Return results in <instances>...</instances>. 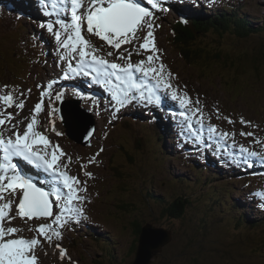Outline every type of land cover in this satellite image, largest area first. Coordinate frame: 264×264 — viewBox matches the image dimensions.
<instances>
[{
	"label": "rangeland",
	"instance_id": "374dc122",
	"mask_svg": "<svg viewBox=\"0 0 264 264\" xmlns=\"http://www.w3.org/2000/svg\"><path fill=\"white\" fill-rule=\"evenodd\" d=\"M5 1L21 15L20 20L24 25L23 28L17 29L16 22L7 23L4 17H0V95L11 91L18 96L23 92L24 96L19 98L25 100V108L7 109L14 117L10 123L6 120L5 125L0 126V132L4 129L12 130L11 124H19L20 118L25 128L33 114L32 109L41 99V92L50 91L51 96L44 97L45 111L38 116V130L43 131L53 145H60L66 154L61 160L68 164L67 170L86 182L87 187V191L81 192V195L86 197L85 201L81 202L84 218L78 223L69 221L62 229V239L54 237L49 243L39 237L41 246L36 250L39 264H96V261L104 260L108 256L101 248V245L107 242L113 243L116 246L113 249L118 251L117 256L122 257L124 251L128 250L127 247L131 249V244L134 243V222L144 226L151 222L157 227H170L173 234L171 242L163 248V252L151 258V264H243L246 261L259 264L248 255L240 254L246 253V249L247 253L249 252L248 248H242L241 245L256 242L261 236L259 232H262V228L240 227L234 224L233 220L239 219L241 215V210L235 207V203L234 207L230 208L231 211L226 210L228 214L224 213L222 208L219 209L218 202L210 207L208 201L216 198L218 193L210 192L209 184L202 176L216 173L224 179L223 173H226V189L234 190L236 186H240L244 192L245 184L240 172L251 170L254 174L255 168L264 169L263 155L260 154L262 158L258 155L249 157L247 153L239 152L237 147L243 145L255 153L264 151V77H253L251 81L246 78V81H241L240 84L229 85L234 79L231 70L207 64L204 67H191L199 65L204 53L198 54L189 68L181 50L185 42L177 41V37L179 32L195 29L200 21H207L223 8L224 1L226 6L235 4L236 9L240 7V12L251 20L247 26L255 24L261 28L258 33H252L253 30L244 27L253 37L239 40L241 48H250L252 53L256 52L254 50L264 48V0H168V3L163 5L167 11L155 13V41L163 63L173 73L171 82L179 88V95L187 92L193 102L199 97V107L203 110L206 129L203 128L204 124L202 126L199 123V114L191 115V108L188 109L189 118L186 123L185 118L179 115L185 109L178 100L171 99V90H158L163 95L162 106L133 102L116 111L117 105L109 89L96 83L90 76L69 72L67 66L72 60L65 57L71 54H68L66 49L58 50L60 43L46 28L41 27V24L46 22V16L48 20L55 22L64 17L63 13L70 14V10L66 11L63 3L53 7L51 0H47V5L41 0ZM143 5L150 7L147 0H143ZM49 6L52 8L49 9ZM224 10L226 11V8ZM0 15L2 16L1 11ZM9 17L13 20V17ZM184 19L187 23L181 22ZM56 29L59 30L58 25ZM83 29H86V21ZM146 31L145 28L138 32L140 39L132 44L122 45L120 50H115L99 38L92 37L93 43L99 48L96 55L122 65L128 62L136 64L151 54L139 47ZM229 36L230 34H224L221 39L231 40ZM214 37L219 36H203L193 42L192 46L210 45ZM30 38L31 43L37 40L40 58L32 51L29 52L30 48H33L27 41ZM124 50L125 59L118 58L116 53ZM108 52H113V55L108 56ZM128 52L132 53L130 61L127 59ZM76 62L79 63V60ZM63 65H66L67 69L62 68ZM85 65L90 66V62L87 61ZM85 71L95 75V65L89 69L85 67ZM215 71L222 74L221 77L216 78ZM66 72L67 76L64 75ZM139 75L137 73V76ZM147 79L151 81V78ZM52 81L55 83L49 90L47 85ZM247 82L250 83L245 84ZM4 85L9 87L5 89ZM28 89H31L30 93ZM58 92L60 99L56 98ZM53 102L58 103V107L54 108L62 110L68 118V123L71 124L69 129L59 116L55 119L52 114ZM2 107L0 102V108ZM241 117L251 123H242ZM229 118L233 123L228 122ZM209 125H216L221 132L235 133V136H229L227 142L214 135L209 139ZM18 129L23 131L21 126ZM89 130L94 131L90 134ZM57 132L63 134L57 135ZM241 132H251L255 135L241 136ZM206 143L211 147H206ZM101 148L103 151H100ZM0 154L3 155L2 149ZM81 165L86 167L81 168ZM25 172L38 174L32 169ZM85 172L93 173V177L86 176ZM251 179L254 184L249 185L247 194L251 193V188L254 187H261V193H264V179L259 176H251ZM44 180L45 177L40 180L42 184ZM115 181L121 183L122 187L119 188ZM256 182L258 185H255ZM210 184L214 186L213 183ZM151 193L160 195L164 201L153 200V196L150 198ZM181 197L188 198L186 200L190 202L185 217L173 219L166 215L165 207H169V204ZM10 198L13 197H5L4 201L7 202ZM245 211L243 210V213ZM252 211L248 209L249 213L243 215L254 222L256 217ZM17 212L18 208L14 203L10 214L16 216ZM11 221L6 223L5 227L22 228L23 231L17 236L31 239L37 234L28 229H35L40 223H50L51 218L29 220L27 217L22 219L16 216ZM202 221L207 223L201 225ZM93 228L100 236L91 234ZM79 234L91 235L94 238H77ZM78 239L80 240L77 241ZM57 244L60 245L59 248L56 247ZM246 246L251 247L250 244ZM62 250H67L64 259L60 257ZM260 253L264 254V248ZM131 256L134 258L129 259V255L125 263H134L136 254ZM261 264H264V255Z\"/></svg>",
	"mask_w": 264,
	"mask_h": 264
},
{
	"label": "snow or ice",
	"instance_id": "6c2138e0",
	"mask_svg": "<svg viewBox=\"0 0 264 264\" xmlns=\"http://www.w3.org/2000/svg\"><path fill=\"white\" fill-rule=\"evenodd\" d=\"M41 2L47 5V0H41ZM51 3L53 7L63 3L66 11L70 10V14L55 22L48 20L46 16V22L42 23L41 27L53 34L54 39L69 54L79 56V66L73 67L69 61V71L76 75L90 76L96 83L103 84L109 89L117 105L116 111L133 102L162 106L163 95L158 90H171V99L178 100L185 109L179 115L185 118L186 123L189 118L188 109L191 108V115L199 114V123L203 126L204 117L203 110L199 107V97L193 102L187 92L183 95L178 94L179 88L171 82L173 73L163 63L160 49L155 41V13L167 11L163 5L168 3V0H147V5L150 7L144 6L143 0H51ZM85 21L86 29L82 30ZM182 22L187 23V20ZM56 25L59 30L56 29ZM145 28L146 35L143 36V42L139 47L151 53L146 56V59H141L136 64L128 62L122 65L96 55L99 48L93 43L92 37H97L115 50H120L122 45L132 44L140 39L138 32ZM125 51H118L116 53L118 58L125 59ZM107 55L112 56L113 52H108ZM131 55V52L127 53L129 61ZM89 60L95 65V75L85 71V63ZM137 73L140 75L137 76ZM67 74V72L64 73L65 76ZM147 78H151L154 83H149ZM54 83L55 81L49 83L47 88L50 90ZM3 87L7 89L9 86ZM27 91L30 93L31 89ZM23 96V92L17 96L11 91L0 95V102L3 105L0 108V126L5 125L6 120L10 123L14 117V114L7 109L25 108V100L19 98ZM50 96V91L41 92V99L32 109L30 122L26 124L23 131L18 129L17 124H12L11 136L5 137L3 132H0V149L3 151V157L0 160V201L5 197L14 198L0 203V264H39L36 255L37 248L41 246L39 237H43L49 243L54 237L62 239V229L69 221L78 223L84 218L81 202L85 201L86 197L81 195V192L87 191L86 182L81 181L77 175L70 174L67 170L68 164L61 160L66 154L60 145L58 143L53 145L48 136L38 130L40 127L38 116L45 111L44 97ZM56 98H61L59 93ZM56 111L54 107L51 110L52 114ZM217 115L219 116V109H217ZM65 119L61 115V120L65 121ZM228 122L233 123L230 118ZM241 122L251 123L244 121L242 117ZM52 124L55 130L54 121ZM189 127H191L190 124ZM93 131L89 130L90 134ZM208 132L211 134L209 139L214 135L225 142L229 136L233 138L235 136V133L219 131L216 125H209ZM62 134L57 132V135ZM240 135L254 137L255 134L241 132ZM206 147L211 145L206 143ZM237 147L239 152L247 153L249 157L260 155L249 151L243 145ZM100 151H103V148ZM68 160L70 162L71 158L69 157ZM21 162L36 171L38 175L34 178L33 175L25 172L24 167L20 166ZM85 167L86 165H81V168ZM39 175H44L47 182L42 184ZM85 175L93 177L91 172H85ZM14 203L18 208L16 216L22 219L27 217L29 220L51 218V222L40 223L35 229L29 228V231L36 232L37 235L34 238L17 236L23 231L22 228L5 227L6 223L16 218L10 215ZM258 206L264 209V202L259 203ZM56 247L59 248L60 245L57 244ZM66 256L67 250H62L61 259Z\"/></svg>",
	"mask_w": 264,
	"mask_h": 264
},
{
	"label": "trees",
	"instance_id": "16d2710c",
	"mask_svg": "<svg viewBox=\"0 0 264 264\" xmlns=\"http://www.w3.org/2000/svg\"><path fill=\"white\" fill-rule=\"evenodd\" d=\"M223 8L218 10L216 14L210 16V18L206 21H200L195 29H187L184 32H179V35L177 37V41H184L185 45L181 47L182 55L185 58L186 65L190 68L192 61H194L195 57L200 54L204 53L205 55L202 58V61L199 62V65H192L191 67L198 68L199 66L204 67L207 65H214L223 67L224 69L231 70L233 73V78L231 82H229V85H235L236 83L240 84L241 81H246V78L250 79V81L255 78H262L264 77V48H259L258 50H254L256 52L250 51L249 49L245 50L240 47L241 42L239 40H243L244 38H250L253 37L252 33H258V31L261 29L260 27L255 26V24H249L248 22H251V20L244 16L240 12L239 9H236L235 4H232L230 6H226L223 4ZM226 8V11L224 10ZM0 11L2 13V16L6 19V22L9 23V21L13 22L17 28H23V22L20 19H16L19 15L16 13L17 11L14 8H10L9 4L5 1L0 2ZM13 17V20L9 17ZM244 27H248L253 32H247ZM224 34H230L231 40H223ZM262 34V33H261ZM219 36L214 37L213 41H210V45L207 46H192V43L200 40L201 37L207 36ZM28 38V37H27ZM251 39V38H250ZM31 38L28 41V44L33 46V48H30L29 52L31 51L33 53L38 52L37 49L39 48L38 45H35L31 43ZM187 40H192V42H187ZM220 68V69H221ZM220 69L218 71H220ZM205 76H207L206 73H203ZM222 74H219L215 71V77H221ZM250 82H247L245 84H249ZM159 135V133H158ZM162 135V133H161ZM131 161L133 159H130ZM188 162V161H187ZM218 171V170H217ZM122 174V173H121ZM224 175V179L221 178V176H218V174L210 173L203 175L202 177L208 178V188L211 193H218L217 197L213 200H209V206L212 207L214 203L218 202L219 209H223L224 213L228 212L226 210H230V208L234 207V203L239 206V209L241 210V215L239 216L238 222L242 223L244 226H250V227H258L262 228V232L260 231L259 234H261L260 238L254 242H248L251 247H247L248 244L241 245L242 248L246 247L248 248V253L246 249V253L241 252V256L248 255L251 260L254 259L255 262H258L259 264L263 261V255L260 253V250H262L264 247V216L260 218H256L254 222H251L247 217L243 214L249 213L248 209L252 212L255 210V205L247 198H245L241 193H234V190L231 188V190H227L224 186L227 182V175ZM188 180L190 178L186 176ZM221 179V180H219ZM225 180V181H224ZM116 182V181H115ZM118 183V182H116ZM210 183H213L211 185ZM119 188L122 187L121 183H118ZM218 186V187H216ZM220 187V189H219ZM215 188L218 190H215ZM153 196V200L156 201H164L161 196H156L155 194H150V198ZM237 197H242L243 199H238ZM157 198V199H156ZM228 198L226 201L223 202L224 199ZM162 199V200H161ZM188 198L181 197V199H178L177 201H173L172 204H169V207H165L164 211L165 214L170 216L173 219L177 218H184L185 217V211L188 208V205L190 202L186 200ZM127 200V199H126ZM124 200V201H126ZM207 202V203H208ZM222 204V205H221ZM130 205V204H129ZM225 205V206H223ZM236 207V205H235ZM221 209V210H222ZM245 213H243V210ZM231 211V210H230ZM264 212V211H263ZM257 212H255V217ZM264 214V213H263ZM262 214V215H263ZM131 216V215H129ZM169 217V218H170ZM108 220V219H107ZM207 221H202L201 225L206 224ZM133 234L135 235L134 243L131 244V249L127 247V251L125 250L122 257L117 256L118 251L117 249H113L115 245L113 243L107 242V244L101 245V248L105 250V252H108V256L105 257L104 260L96 261V264H128L125 263L126 257L129 259H132L131 255L136 254L137 245H138V239L140 236V230L142 225L138 224L136 222L133 223ZM237 226H241L239 223ZM167 229L170 230V227H167ZM256 229V228H255ZM97 236V234H94ZM113 238V242L116 244V240ZM98 240V239H97ZM99 243H102L100 240H98ZM227 244H230V242H226ZM98 244V242H97ZM223 246V245H222ZM116 248V246H115ZM121 261H119V259ZM237 264V263H236ZM243 264H250L248 261H246Z\"/></svg>",
	"mask_w": 264,
	"mask_h": 264
},
{
	"label": "bare ground",
	"instance_id": "6f19581e",
	"mask_svg": "<svg viewBox=\"0 0 264 264\" xmlns=\"http://www.w3.org/2000/svg\"><path fill=\"white\" fill-rule=\"evenodd\" d=\"M30 4H32V2L30 3ZM211 5V4H210ZM241 5V4H240ZM32 6V5H31ZM63 6H64V4H63ZM242 6V5H241ZM211 7V6H210ZM33 8H35V6H33ZM52 8V6H49V9H51ZM163 12V11H162ZM181 13V12H180ZM63 15L64 16H66V15H68L67 13H63ZM188 16V15H187ZM0 17H3V16H1L0 15ZM178 18V17H177ZM167 19V18H166ZM165 19V20H166ZM173 19V18H172ZM53 20H55V19H53ZM175 20V19H174ZM185 20V19H184ZM164 22V21H163ZM168 22V21H167ZM179 22V21H178ZM182 22V21H181ZM169 25V24H168ZM1 31V30H0ZM47 31V30H46ZM170 34V33H169ZM14 48V47H13ZM39 49V48H38ZM38 49H37V51H38ZM62 49H64V48H62L61 46H58V50H62ZM69 54V53H68ZM38 58H40V53L38 52ZM63 58V57H62ZM67 58H70L71 60H72V65H73V67H78L79 66V63H77L76 61H78L79 60V58L77 59V54H71V55H68V57ZM25 60V59H24ZM60 61H61V59H60ZM25 62V61H24ZM89 62H90V66L89 65H85L84 67H86V69H89V68H91L93 65H92V62L89 60ZM64 66V65H63ZM66 67V65L64 66V67H62V68H65ZM68 67V66H67ZM67 67H66V69H67ZM69 72H71V71H69ZM3 76V75H2ZM101 78H103V77H101ZM50 79V78H49ZM150 82H152V80L151 81H149V83ZM50 83V82H49ZM47 85V84H46ZM56 88V87H55ZM78 90L79 88H75V90ZM55 93H57V92H55ZM59 93V92H58ZM61 95H65V94H61ZM167 99V98H166ZM57 104L58 103H56V102H53V107H55V106H57ZM58 107V106H57ZM61 115H63L66 119H65V121H63L64 122V125H65V127L67 128V129H69V127L71 126V124H69L68 123V118L65 116V114L62 112V110L60 111V110H57L56 111V113L54 114V116H55V119H58V116H59V118H61ZM30 120V119H29ZM134 120V119H133ZM151 120V119H150ZM20 122H19V124H17V126L18 127H20L21 126V128H22V130H24L25 128L23 127V123H22V121H21V118H20V120H19ZM15 122H13L12 124H14ZM11 124V125H12ZM203 128L204 129H206L207 128V125H205L204 124V126H203ZM2 132H3V134H4V136L5 137H8V136H11L12 135V132H13V129L11 130V129H4V130H2ZM162 133V132H161ZM68 136V135H67ZM14 138V137H13ZM67 138V137H66ZM70 139H71V137H70ZM257 153H259V154H261V155H263V157H264V151L263 152H257ZM2 157H3V155H1L0 154V160H2ZM258 157L259 158H262V156H260V155H258ZM185 162H187V161H185ZM20 166L21 167H24V169H25V171L26 170H31V168L30 167H28V166H26L25 164H24V162H21V164H20ZM247 169V168H246ZM251 171V170H250ZM246 172V171H242V172H240V174L241 175H243V176H240L241 177V179H242V182H244V184H245V188H244V192L241 190V188H240V186L239 187H237L236 186V189L234 190V193L236 194V193H241L245 198H247V199H249L254 205H255V210H254V213L255 212H257L258 214H256V218H260V217H263L264 216V209H262L261 207H259L258 206V204L259 203H261V202H264V195H259V194H261V187H258L259 189H257V188H255V190H254V188H251L252 189V192L251 193H248L247 194V190L250 188V186L249 185H253L254 184V182H253V180L251 179V176H253V177H257V176H259V177H262L263 179H264V173H262V172H264V169L263 168H260V167H258V168H255L254 169V171H255V173L253 174V172L251 171V172ZM30 174V173H29ZM223 174H226V173H223ZM227 174H229V173H227ZM31 175H35L34 173H32ZM38 175V174H37ZM37 175H35V177L37 176ZM34 177V178H35ZM44 178V175H39V179L41 180V179H43ZM228 178H231V177H228ZM47 181L46 180H44V183H46ZM241 182V181H240ZM238 183V182H237ZM239 184H241V183H239ZM255 185H258V183L256 182V184ZM257 187V186H256ZM254 197H257V198H254ZM238 199H243L242 197H237ZM6 201H4V200H2V201H0V203H5ZM236 205V207H239L237 204H235ZM263 214V215H262ZM11 215V214H10ZM258 216V217H257ZM12 222V221H11ZM90 225H92L91 223H90ZM153 226L154 228H156V229H159V228H167V227H163V226H160V227H157V226H155L153 223H151V222H147V226ZM93 227H94V225H92ZM143 226V225H142ZM143 229V227H141V230ZM93 230H95V228H93ZM141 230H140V236H139V239H140V237H141ZM145 231H148L147 230V228L145 229ZM92 234V233H91ZM19 236V235H18ZM83 236H87V238H89V239H93L94 238V236H91V235H86V234H79L78 236H77V238H81L82 239V237ZM148 237L149 238H151V236L150 235H148ZM173 238V237H172ZM80 239H78L77 241H79ZM82 241V240H81ZM163 252V250L160 252V253H162ZM159 253V254H160ZM159 254H157V255H155V256H158ZM135 260H136V258H135ZM135 262V261H134Z\"/></svg>",
	"mask_w": 264,
	"mask_h": 264
},
{
	"label": "water",
	"instance_id": "95a60500",
	"mask_svg": "<svg viewBox=\"0 0 264 264\" xmlns=\"http://www.w3.org/2000/svg\"><path fill=\"white\" fill-rule=\"evenodd\" d=\"M142 227L141 237L138 239L136 260L133 264H151V258L160 253L173 237L172 232L166 228L156 229L153 226H147V224ZM146 228L148 231H145Z\"/></svg>",
	"mask_w": 264,
	"mask_h": 264
}]
</instances>
